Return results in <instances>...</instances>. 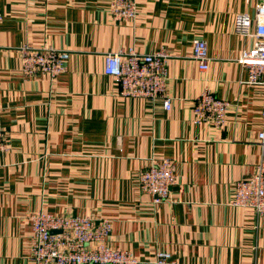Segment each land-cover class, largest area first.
<instances>
[{"label": "crops", "instance_id": "1", "mask_svg": "<svg viewBox=\"0 0 264 264\" xmlns=\"http://www.w3.org/2000/svg\"><path fill=\"white\" fill-rule=\"evenodd\" d=\"M260 0H135L134 21L114 22L111 0H0V264H31L28 216L108 219V244L143 264H264V216L231 205L238 181L264 156L262 89L240 64L251 37L234 31L236 15ZM206 43L209 67L192 60ZM69 53L65 71L23 77L19 49ZM165 51L162 102L119 95L103 72L116 51ZM208 91L229 107L225 124L194 122L195 99ZM174 162L169 198L154 204L138 175Z\"/></svg>", "mask_w": 264, "mask_h": 264}, {"label": "built area", "instance_id": "2", "mask_svg": "<svg viewBox=\"0 0 264 264\" xmlns=\"http://www.w3.org/2000/svg\"><path fill=\"white\" fill-rule=\"evenodd\" d=\"M109 13L114 22H132L136 16L135 0H111ZM234 31L240 36L253 39L252 47L242 53L240 64L247 71L246 83L262 89V130L257 142L264 151V0L259 1L253 14L235 16ZM19 54L23 77L42 74L52 80L65 71V63L69 58L66 51L35 49L27 45L19 49ZM191 58L200 72L208 70L210 60L204 41H193ZM167 60L165 51L138 54L119 50L104 56L103 72L118 83L120 96L141 98L152 103L160 100L163 108L168 111L171 98L166 95L165 89ZM228 107L227 101L204 91L195 99L194 122L210 123L221 128L226 122ZM7 152L6 135L0 127V154ZM137 180L139 190L150 196L154 204L164 202L176 183L174 162L164 159L152 163L138 175ZM231 205L251 209L257 216H264V156L252 176L235 183ZM28 220L31 229L28 243L31 264H143L130 252L109 246L112 223L108 219L38 211L31 213ZM167 258V254L158 253L152 263L166 264Z\"/></svg>", "mask_w": 264, "mask_h": 264}, {"label": "water", "instance_id": "3", "mask_svg": "<svg viewBox=\"0 0 264 264\" xmlns=\"http://www.w3.org/2000/svg\"><path fill=\"white\" fill-rule=\"evenodd\" d=\"M53 234H55L56 232H52Z\"/></svg>", "mask_w": 264, "mask_h": 264}]
</instances>
